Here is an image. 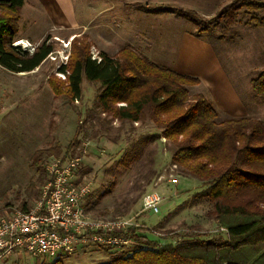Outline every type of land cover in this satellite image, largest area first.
I'll return each mask as SVG.
<instances>
[{
  "label": "rangeland",
  "instance_id": "obj_1",
  "mask_svg": "<svg viewBox=\"0 0 264 264\" xmlns=\"http://www.w3.org/2000/svg\"><path fill=\"white\" fill-rule=\"evenodd\" d=\"M203 1L200 9L192 6V0H73L78 24L47 29H42L43 21L31 25L27 6L19 9L21 19L16 21L11 44L21 40L35 47L46 39L53 49L33 74L13 73L0 66V217L33 204L47 177L45 165L50 158L72 155L81 158L77 180L89 183L84 206L90 216H133L137 231L161 244L215 235L226 238L224 229L209 215L211 204L194 197L204 186L174 168L168 140L164 144L159 140L162 135L147 143L126 167L119 164L141 135L160 132L151 120L121 122L101 112L94 105L98 84L85 78L77 100L56 95L48 83L49 76L64 79L58 67L62 60L68 62L74 36L88 43L92 56L98 51L115 55L121 46L129 45L147 59L172 68L187 32L211 46L248 114L264 121V103L252 99L249 84V78L264 66V26L231 21L227 28L197 32L196 25L176 8L193 9L209 19L231 0ZM189 92H202L214 105L203 85L191 86ZM224 116L229 115L219 112V118ZM38 150L42 152L35 163ZM171 176L178 179L176 184L168 181ZM148 190L163 197L159 213L141 212V198ZM134 245L93 246L58 260L100 264ZM40 262V258L13 257L7 264Z\"/></svg>",
  "mask_w": 264,
  "mask_h": 264
},
{
  "label": "trees",
  "instance_id": "obj_2",
  "mask_svg": "<svg viewBox=\"0 0 264 264\" xmlns=\"http://www.w3.org/2000/svg\"><path fill=\"white\" fill-rule=\"evenodd\" d=\"M22 4L23 0H0V66L13 73L35 69L53 49L46 39L31 53L11 44ZM176 10L196 25L197 32L227 28L231 21L264 26L262 0H231L209 19L193 9ZM71 45L68 62L58 67L64 79L48 77L53 92L77 100L85 78L98 84L94 105L101 112L121 122L151 120L160 132L141 135L119 164L126 167L147 143L164 136L170 162L202 183L204 188L194 197L211 204L209 215L226 234L225 239L215 235L161 244L132 227L125 235L135 245L100 264H264V121L249 114L219 118L202 92H189V87L199 85L197 77L153 62L129 45L115 55L98 51L99 59L78 36ZM249 84L252 99L264 103V66ZM41 152H35L33 162Z\"/></svg>",
  "mask_w": 264,
  "mask_h": 264
},
{
  "label": "built area",
  "instance_id": "obj_3",
  "mask_svg": "<svg viewBox=\"0 0 264 264\" xmlns=\"http://www.w3.org/2000/svg\"><path fill=\"white\" fill-rule=\"evenodd\" d=\"M17 42L13 46L30 53L35 49L30 43ZM92 57L99 59L98 55ZM159 140L164 144L166 138L160 136ZM80 161L72 155L50 158L45 165L47 177L33 204L0 217V264L13 257L51 262L93 246L123 247L134 242L125 235L136 226L133 216L97 218L87 213L84 199L89 183L76 178ZM177 180L172 176L168 179L172 184ZM162 200L158 191H146L141 198V212L159 213Z\"/></svg>",
  "mask_w": 264,
  "mask_h": 264
},
{
  "label": "crops",
  "instance_id": "obj_4",
  "mask_svg": "<svg viewBox=\"0 0 264 264\" xmlns=\"http://www.w3.org/2000/svg\"><path fill=\"white\" fill-rule=\"evenodd\" d=\"M192 1L193 7L203 8V0ZM25 6L32 13L29 16L31 25H35V23L37 25L43 21L44 27L42 29L65 25L72 27L78 24L73 0H23L20 9L22 10ZM20 19L21 17L18 21ZM21 38H26L31 42L35 41L34 38H30L29 36H21ZM42 64L31 71L18 73L33 74L39 70ZM172 68L178 72L197 77L200 80L199 86L203 85L207 89L209 97H211L219 112L229 116L248 114L246 106L223 72L218 58L208 43L186 32L181 42L178 60ZM10 261L12 262V258L4 264Z\"/></svg>",
  "mask_w": 264,
  "mask_h": 264
},
{
  "label": "bare ground",
  "instance_id": "obj_5",
  "mask_svg": "<svg viewBox=\"0 0 264 264\" xmlns=\"http://www.w3.org/2000/svg\"><path fill=\"white\" fill-rule=\"evenodd\" d=\"M22 41L20 40L18 43H21Z\"/></svg>",
  "mask_w": 264,
  "mask_h": 264
}]
</instances>
